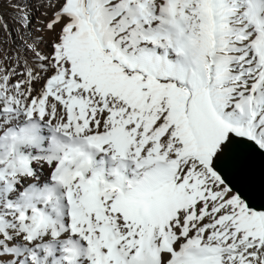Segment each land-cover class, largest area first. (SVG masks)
Instances as JSON below:
<instances>
[{
    "label": "bare ground",
    "instance_id": "obj_1",
    "mask_svg": "<svg viewBox=\"0 0 264 264\" xmlns=\"http://www.w3.org/2000/svg\"><path fill=\"white\" fill-rule=\"evenodd\" d=\"M80 1L33 0L35 24L32 34L43 36L45 28L41 27L42 23L46 26L50 17L62 9L67 13L79 10ZM112 1L113 15L128 27V33H132L134 38L137 39L138 34L132 32L131 24L137 17H142L138 32L146 30L151 37L161 36L169 40V45L160 46L161 56L157 58L153 54L151 61L165 72H175L180 77H186L192 87L176 89L180 96L176 102L164 108L161 126L154 135L146 136L148 123L139 121L141 132L136 135V128L130 130V127L129 139L126 137L127 139L122 140L119 129L121 127L117 126L122 124L120 121L124 116L123 111L127 103L125 100L135 102L141 99L143 92L138 82L129 79L125 71L116 66L108 51L99 50L101 42L93 35L91 28L78 30L71 40L78 44L80 57L86 60L82 63L85 66L86 79L102 83L101 91L105 93V97L103 96L98 107L87 104L77 110L70 97H79L78 89L65 86L59 88V85L63 84L61 80L51 78L50 88L46 86V78L53 72V68L58 66L59 60L67 58L63 52V39L45 38L42 41L34 40L29 45L23 39L19 42L7 25L0 24V91L6 95L0 103V127L5 128V134L0 137V146L3 141L9 140L12 148L7 157L25 159L28 171L16 191L17 199L25 193V187H33L39 182L42 183L43 191L46 190L50 194L55 190L59 192V197L54 196L57 198V203L53 205L56 211L48 202L41 206L45 225L50 227L48 231L41 225L44 232L42 230L39 237L34 238L35 231H31L30 225H20L19 229L28 233L31 242L27 250L31 261L26 264H68L74 255L79 256L88 250V244L79 238L65 240L66 232L71 229L64 228L65 221L71 216L66 215L67 209L86 205L102 212L107 194L124 192L134 195L148 190L151 185L160 181L161 177L167 176V173L189 174L196 171L202 179H207L212 172H217L227 184L228 176L249 150H264V131H258L259 123L254 121L255 115L264 104V90L254 98L253 89L249 85H242L241 90L232 99L236 108L227 112L225 117L217 113L209 65L197 60L199 47L194 45L193 40L190 39L188 44L183 43L184 26L195 20V15L191 14L192 5L180 3V0ZM262 1L261 3L264 2ZM200 2L206 17L207 30L211 29L213 17L218 18L220 22L224 20L223 17L231 4V9L235 8L233 10L241 16L240 27L246 30L244 24L250 22L249 7L254 6L251 4L252 0ZM64 3L70 5L66 6L68 4ZM263 23L261 21V24ZM16 36L19 39V32ZM250 39L249 33L244 34L236 44L240 46L238 49L240 48L241 52L233 55L234 62L229 66L232 67L230 73L236 78L247 74L244 77L249 79L260 72L249 54ZM104 42L108 44V36L104 38ZM169 49L178 53L176 61L169 60ZM185 49L187 53L184 52ZM132 54L139 56L135 51H132ZM253 71L257 72L253 74ZM116 90L121 91L122 96L117 98L115 106L109 108L108 104L114 100L111 99V93ZM246 91L248 98L245 99ZM38 99H42L44 104H34ZM157 114L158 111L154 116ZM110 119L118 128L112 129L115 132L106 129L105 122ZM173 124H179L181 127L171 132L167 127ZM73 134H78L79 138ZM78 139L84 150L81 148L82 153H76L64 165L59 160L52 161L49 157L56 149V141L77 142ZM81 160H87L88 164L84 173L78 175L74 172ZM2 163L0 162V168ZM60 167L62 169L59 179H53V171L60 170ZM97 179L104 188L101 199H98L91 189L93 181ZM116 180L120 181V188L105 189L108 183ZM218 191L217 186L204 184L201 189L193 190L188 197L171 200L168 204L172 209L170 214L169 207L162 203L141 205L138 213L144 221H141L142 230L137 234V241L140 243L138 251L146 249L141 245L142 242L153 243L154 250L152 248L151 251L157 256V264H177L178 258L182 264H229L232 259L237 264L243 262V254L249 257L250 264H257V257L248 251L247 237L231 243L226 232L222 230L217 217L222 213L225 201L219 200ZM236 193L232 202L237 208L228 220L244 221L246 224L248 219L256 218L264 226V208L248 207L241 194ZM147 218L151 219L149 223ZM154 218L159 224L152 221ZM171 218L175 220L173 227ZM101 221L106 223L104 217H101ZM258 233L260 236L264 233V227L261 225L258 227ZM218 234L222 235L220 247H217L214 238ZM40 241L44 243H39ZM87 257H79L72 263L87 264ZM12 259L11 264L14 261ZM33 259L36 261L33 262ZM19 264L24 263L21 261Z\"/></svg>",
    "mask_w": 264,
    "mask_h": 264
},
{
    "label": "rangeland",
    "instance_id": "obj_2",
    "mask_svg": "<svg viewBox=\"0 0 264 264\" xmlns=\"http://www.w3.org/2000/svg\"><path fill=\"white\" fill-rule=\"evenodd\" d=\"M261 1L252 0L251 4L254 6L249 7L248 22H250L244 24L246 25V30L240 27L241 16L233 10L235 8L231 9L232 4L229 6L230 8L228 7V12L223 17L222 23L218 18L213 17L210 24L211 29L207 30L205 28L206 17L201 10L202 3L200 0H180V3L192 5L191 14L195 15V20H191L187 24L188 26L186 25L184 28L182 26L185 36L183 43L188 44L190 39L193 40L194 45L199 47L197 60L206 62L209 65L212 90L214 92L213 99L217 101V113L222 117H225L227 112L233 111L236 108V104L232 99L236 97L242 85H249L253 89L254 98L258 97V94L264 90V0L262 1L263 3ZM112 3V0H81L79 10L73 13H67L63 9L62 11H58L50 17L46 26L44 23L41 24V27L45 28L43 30L44 35L35 36L32 34L35 24L33 0H0V24L7 25L12 30L14 38L16 37L15 39L19 40V42H22L23 39L29 45L34 40L42 41L45 38L49 40H52V37L58 40L63 39V52L67 55V58L59 60L58 66L53 68L54 73L52 72L46 78V86L50 88L51 79H59L63 83L59 85V88L65 86L71 89H78L80 91L79 97L75 95L70 97L71 101L75 103L77 110H81L87 104H93L94 107H98L105 94L101 91L102 83L86 79L85 66L82 64L86 60L80 57L81 50L77 46L78 44L71 40V37L78 30L84 31L88 27L91 28L93 35L101 42L99 50L108 51L116 66L124 70L129 79L138 82L143 92L141 99L135 102L125 100L127 103L123 111L124 116H122L120 121L122 124L121 126H117L121 127L119 128L121 131L120 139H129L130 127H132L130 130L136 128V135L141 132L142 128L139 121L148 123L145 135L150 134L152 136L161 126L164 108L172 105L180 96V92L176 89H188L192 87V84L189 83L186 77H180L175 72H165L151 61V57L154 56L153 54L157 58L161 56L162 51L160 50V46L169 45V40L161 36L151 37L146 30L142 33L138 32V27L143 20L142 17H137L131 24L132 32L138 34V38H134L132 33H128V27L118 17L113 15L114 7ZM66 4L68 3H64V5ZM235 6H237L236 3ZM261 21L263 24H261ZM18 32L19 39L16 36ZM247 33L251 37V53L249 54L252 55V62L257 65V71L260 72L249 79L244 77L247 74H242L236 78L233 76V73H230L232 67L230 68L229 66L234 62L233 55L241 52L240 48L238 49L240 46L236 44ZM106 36L109 38L108 44L104 42ZM131 50L137 52L139 56L132 54ZM169 51V60L171 62L176 61L178 53L173 52L171 49ZM184 52L187 53V49ZM257 71H253L252 73L254 74ZM112 92L113 96L111 99L113 98L114 100L108 104L109 108L115 106L117 98L122 96L121 91L116 90ZM247 92L244 93L245 99L248 98ZM108 93H106L107 96ZM5 96V93L0 91V103ZM42 101V99H38L34 101V104L41 106L44 104V101L43 103ZM157 111L158 114L154 116V113ZM134 121L138 124L134 123ZM254 121L259 123L257 126L258 131H264V104L255 115ZM112 123L111 119L105 122V125H107L106 129L109 128L108 131L116 127ZM180 127L181 125L179 124H173L169 125L167 129L172 132L177 131ZM112 131L115 132V130ZM4 134L5 128L0 127V137H3L2 135ZM73 135L79 138L78 134ZM148 137L147 139H149ZM55 147L56 149L49 157L52 161L59 160L63 165L66 161L72 159L76 153H82L84 150L79 139L77 142L56 141ZM11 148L12 145L9 140L3 141L0 146V162H3L0 168V264H11L12 257L14 258L12 259L14 260L12 264H19L21 261L26 264L31 261L30 255L27 252L31 242L28 233L19 229L20 225H30L31 231H35L34 238H38L39 233L43 229L48 231L50 227L49 225H45L41 206L45 205V202H48L52 205L51 208L56 211L53 205L57 203V198L55 197H59V192L55 190L53 194L47 193L46 190L43 191L41 189L42 183L39 182L37 185H33V187H25V193L17 199L16 191L20 188V184L26 178V172L28 171L25 159L7 157ZM86 161L81 160L78 163V167L74 172L75 174L81 175L84 173L88 164ZM4 169L6 170L2 171ZM59 169L53 171V179H59L62 167ZM207 183L217 186L219 189V200L225 201L222 213L218 215L217 220H220L222 230L224 233L226 232L230 242L234 243L242 237H247L249 241L248 251L257 257V264H264V233L261 234L262 236L258 233V227L260 225L261 227L264 226L256 218L248 219L246 224L244 221H229V216L237 208L232 202L233 197L237 193L225 184L223 177L219 173L212 172L207 176V179H202L199 174L197 175L196 171L189 174H183V172L167 173V176L161 177L160 181L151 185L148 190L137 192L134 195H128L124 192L122 194L115 193L116 195L109 193L105 196L102 212L86 205L73 207L74 210L67 209L66 215L69 214L71 216L69 220L65 221L64 228L67 230L71 229L66 232L67 238L65 240H69V238L76 240L79 238L88 244V250L80 253L79 256L74 255L75 257L73 256L68 264H73L72 261L84 256H88L87 264H136V262L137 264H157L155 262L157 261V256L155 257L152 253L154 250L153 243L142 242L143 244L141 243V245H144L146 249L145 251H138L140 243L137 241L139 236L137 234L142 230L141 221H144L142 216L140 217V213H138L141 205H157L158 203H162L168 206L171 200L188 197L193 190L201 189ZM106 186L105 189L107 190L120 188V181L116 180V182L108 183ZM91 189L94 195L98 199H101L104 188L99 179L93 181ZM168 209H170V214L172 209L170 207ZM136 216L139 217L136 218ZM101 217H104L106 220V225L102 223ZM148 220H146L147 223L151 219ZM152 221L159 224L156 218ZM173 222L175 220L171 218V227H173ZM41 225L45 227H42V229ZM214 238H216L217 247H220L222 245V235L219 236L218 234ZM39 243L44 242L40 241ZM152 248L153 250L151 251ZM148 250L151 251V254ZM243 255V262L237 264H250L248 262L249 257L246 254ZM177 260V264L183 263L180 261V258ZM32 261L35 262L36 260L33 259ZM229 262V264H236L233 262V259L229 260Z\"/></svg>",
    "mask_w": 264,
    "mask_h": 264
},
{
    "label": "water",
    "instance_id": "obj_3",
    "mask_svg": "<svg viewBox=\"0 0 264 264\" xmlns=\"http://www.w3.org/2000/svg\"><path fill=\"white\" fill-rule=\"evenodd\" d=\"M250 208H264V150L253 148L242 158L227 179Z\"/></svg>",
    "mask_w": 264,
    "mask_h": 264
}]
</instances>
